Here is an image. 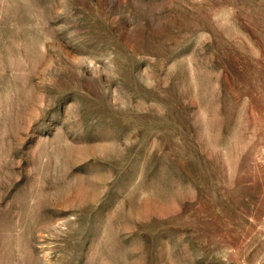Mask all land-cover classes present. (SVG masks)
<instances>
[{
    "label": "rangeland",
    "instance_id": "1",
    "mask_svg": "<svg viewBox=\"0 0 264 264\" xmlns=\"http://www.w3.org/2000/svg\"><path fill=\"white\" fill-rule=\"evenodd\" d=\"M0 264H264V0H0Z\"/></svg>",
    "mask_w": 264,
    "mask_h": 264
}]
</instances>
